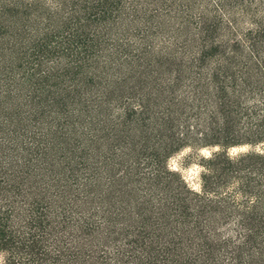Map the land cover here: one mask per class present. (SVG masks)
<instances>
[{"label": "trees", "instance_id": "16d2710c", "mask_svg": "<svg viewBox=\"0 0 264 264\" xmlns=\"http://www.w3.org/2000/svg\"><path fill=\"white\" fill-rule=\"evenodd\" d=\"M122 1L112 0L115 8L110 12L98 1L88 5V0H0L4 264H264V152L233 157L228 150H218L210 159L214 180L247 173L246 181L238 185L241 192L249 193L242 199H229L225 189L224 193L196 191L186 181L182 188L171 178L174 172L167 161L187 145L191 129L186 121L191 114L186 115L183 131L169 104L159 111L167 124L156 119L158 145H152L149 153L132 154L127 166L132 170V163L147 165V173L137 170L135 176L139 175L137 182L145 179L151 192L136 196L134 206L130 202L124 206L125 194L114 209L104 206L100 170L95 175L89 163L88 112L100 116L108 104L128 100L122 122L145 125L147 116L142 113L150 108L141 100L135 105L133 98L137 75L147 76L153 64L150 55L157 35L151 17L160 8L169 14L176 0H158L162 6L147 7L150 13L142 16L145 19L135 32L111 36L108 31L119 21L113 12L122 11ZM181 1L177 2L183 18L180 30L192 26L194 30L175 42L180 49L176 55L186 58V86L192 90L178 100L198 109L197 116L204 121L202 145L264 143V0H210L194 20L195 14L189 12L194 0ZM127 2L130 10H137ZM237 11L249 17L251 27L241 30ZM19 13L29 17L18 19ZM168 37V42L179 39ZM116 63L121 70L112 73ZM84 72L88 79L76 82ZM178 79L176 74L173 82ZM174 93L170 86L168 100L177 98ZM76 124L82 127L79 132ZM122 152L126 165L124 155L130 152ZM131 172L126 171L124 179ZM121 178L119 174L111 181ZM201 198L209 208L243 207L240 225L246 224V230L241 240L211 245L202 227L193 234L196 242H187L192 227L185 228L184 211ZM217 248L220 255H215Z\"/></svg>", "mask_w": 264, "mask_h": 264}, {"label": "rangeland", "instance_id": "374dc122", "mask_svg": "<svg viewBox=\"0 0 264 264\" xmlns=\"http://www.w3.org/2000/svg\"><path fill=\"white\" fill-rule=\"evenodd\" d=\"M40 1L50 2L52 0ZM96 1L101 3V5L104 4L105 8H108L110 12L112 10L111 7H114L112 6V0H88V5L95 3ZM128 1H131V3L136 6L137 10H130V8L128 7V4L130 2L128 3L127 0H123V9L121 8L122 11L119 13L115 11L113 12L114 15H118L116 22L118 20L119 21L108 31L111 36L116 35V37H121V33H125V31L127 30L129 33L135 32V29L140 27L143 23L142 21L145 19L142 16L147 17L150 13L147 7L152 9L154 7L160 8V6H162V2H158V0ZM178 1L179 0H176L172 4V6H168L170 10L169 14L163 13V10L160 8V12L158 13V15L151 17V21L154 25L156 23L160 25L159 28H157L159 25H155L156 27L153 25L152 27L153 32L155 36L157 35L156 37L158 39H155L156 41L154 40V42H156V47L152 50V55H150V57H152L153 64L149 67L150 69L146 73L147 76L142 75L138 77L137 75V85L135 88L136 96L133 98V101H135V105H137L141 100L143 104H148L150 108L146 113H142V116H144V118L147 116V118L144 119L145 125H142L141 123L137 125H125L122 122V120L124 119L123 108L128 100H124V102L122 101L123 103H120V99L118 103L117 101H113L114 103H112L111 105L108 104L106 108H104L105 110L100 116H98L97 111L88 112V143L90 145L89 152L91 153L89 156V163L91 166L90 168L95 172V175L97 173H101V184L99 191L102 190L103 193L106 194L104 206L108 207V209H114V207L118 206L119 204H116L115 202H118L119 199H122V195L124 194L123 204L126 207L128 202H130L134 206V198L139 194H142L145 190L151 192L150 187H148V185L146 184V180L139 179L140 181L137 182L136 180H138L137 178H139V175L135 176V172L137 170L147 173V165H145L144 163L138 167L134 163H132V165H134L131 167L132 170L128 169L127 166H129L133 160V157H131L132 154H136L139 152L142 153L146 150L149 153L152 145H158L155 141H158L159 139L158 134H156V132L158 131L156 119L159 118V122H161L162 119L159 117V111L163 110L164 107L168 104L171 106V110L173 111L172 114L176 118H180V129L183 131L185 122L184 120L185 118L187 119L186 115L188 113L191 114V118L186 121L191 129V131L188 132L189 139L187 141V145L181 148L179 151L177 150L176 152L172 153L167 161L168 168L172 172H174L171 178L174 180H178L181 186L186 181L189 187L203 193H210L211 191L212 193H214L215 190L224 193L225 189V193L229 192V199H233L236 196L237 198L240 197L242 199L243 194L249 195V193L246 190H242L243 192H241L238 185H242V183L246 181V178L244 177L247 176V173L240 172L238 174L235 172L234 175L228 176L227 180H224L223 177L221 180H214V176H212V170L214 166L212 165V160L210 159L218 150H228L233 157L237 156L240 153L253 150L264 152V143L230 144L228 142L227 144L223 142V144H208L206 142L204 143L205 145H202L200 140H202L204 121L202 119L199 120V117L197 116V114L199 113L198 109H196V107H194V109H190L188 105L178 100L180 94H189L191 87L186 86L188 84V81L185 78V72L187 73L189 71V69L185 67L186 58L185 56L180 55V53L176 55V52L180 51V49L178 48V44L180 43L182 36H185V33L189 34L191 30H194L193 26L191 28H186L185 31L184 29L180 30V26H182L180 25V21L183 18L182 13L180 12V7L177 3ZM182 2H187V0H182L181 3ZM194 2V8H191L189 11L191 15L195 14L194 17L191 18L192 20H194V18L196 17L198 12L202 10L204 5L210 6L211 4L210 0H194ZM211 2H213V0H211ZM18 15V19L23 18L25 20V18L29 17L28 15L24 16L21 13H19ZM235 17L240 27L243 28H241V30H245L246 27H251L249 23V17L246 16V14H239V12L237 11ZM171 34L179 36V39L175 41L172 39L171 42H168V35ZM150 37L152 38V36ZM162 41L164 42V47ZM175 42H178V44H175ZM169 52H172V58L169 56ZM167 56H169V58H166ZM180 56L182 59L180 58ZM14 62L16 63L15 58ZM50 64L51 63L48 62L47 66H49ZM112 67V73H117V70L119 72V69L121 68V66L117 63L116 65L112 64ZM176 68H178V71ZM176 74H179V81H176L174 83L173 80ZM76 78V82H79V80L80 82H84L88 79V74L84 72L78 74ZM170 86L174 88V95L177 96L174 101L168 100L170 98ZM15 101H21V98L19 100H14L13 102ZM101 118L102 121H99ZM165 119L162 120L163 125L165 123L167 124ZM81 128L82 127L76 124L75 130L77 132H79ZM162 130L165 131L166 128ZM186 130H188V128H185V132ZM79 136L82 135H80L79 133ZM145 147H147L148 149H145ZM122 150L125 153L130 152V156L127 154L124 155L126 157V165H123ZM128 156L130 157V159L128 158ZM128 159L130 161H128L127 163ZM97 170H100V172H97ZM129 170L132 172L128 175L129 177L124 179V174H126L125 172H128ZM119 174L122 175V180L117 183H112L111 178L113 176H118ZM173 185L176 186L177 181H175ZM95 186H97V184L93 187ZM96 188H98V186L95 187V189ZM182 188H184V185L182 186ZM204 195L206 196L207 194ZM205 196L204 198H206ZM243 210V207L235 209V207L223 208L215 205L209 208L208 201L206 199L204 200L201 198L196 201L193 200L192 204H190L188 212L187 210L184 211V215L187 216L186 219L188 220L187 223H185V228L187 226L192 227V229H190V232L188 233L189 239H187L186 237L187 242L189 244H192L191 239H193V234H195L196 231L202 227L206 228L205 230L207 231L204 230V234H206V239H208V243L211 245H217V242H220L224 239L232 242L241 240L242 235L246 230V224H244L243 226L240 225V220L244 215ZM195 223L196 226L194 225ZM194 242H196V239ZM185 250H187L186 247ZM218 250L219 249L217 248L215 255H220V253H222V251ZM0 264H4V256L2 252H0Z\"/></svg>", "mask_w": 264, "mask_h": 264}]
</instances>
